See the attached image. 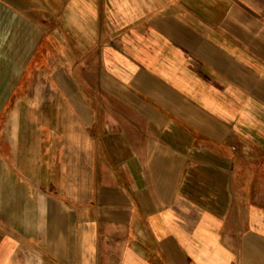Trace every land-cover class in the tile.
Wrapping results in <instances>:
<instances>
[{
  "label": "crops",
  "instance_id": "crops-1",
  "mask_svg": "<svg viewBox=\"0 0 264 264\" xmlns=\"http://www.w3.org/2000/svg\"><path fill=\"white\" fill-rule=\"evenodd\" d=\"M0 92V264H264V0H0Z\"/></svg>",
  "mask_w": 264,
  "mask_h": 264
},
{
  "label": "rangeland",
  "instance_id": "rangeland-1",
  "mask_svg": "<svg viewBox=\"0 0 264 264\" xmlns=\"http://www.w3.org/2000/svg\"><path fill=\"white\" fill-rule=\"evenodd\" d=\"M26 79L25 89L24 90H17V91H10V105L9 109L13 110L15 108L14 105H17L18 100H33V99H40V100H49L51 97V91L48 89L47 82L49 81L48 75L40 76H33L31 75ZM40 83L38 86H34V82ZM11 82H13L11 80ZM6 92H0V103L1 100L5 97ZM110 259V258H109ZM108 261V259H107ZM110 261V260H109ZM110 264H114L111 262Z\"/></svg>",
  "mask_w": 264,
  "mask_h": 264
}]
</instances>
